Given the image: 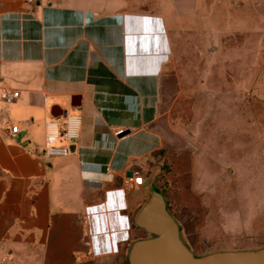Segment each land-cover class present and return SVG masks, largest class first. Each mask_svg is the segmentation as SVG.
<instances>
[{"label": "crops", "instance_id": "crops-1", "mask_svg": "<svg viewBox=\"0 0 264 264\" xmlns=\"http://www.w3.org/2000/svg\"><path fill=\"white\" fill-rule=\"evenodd\" d=\"M199 5L0 0V92L19 90L11 102L0 97V264H124L139 236L135 214L160 189L169 23ZM68 114L80 118L72 139L62 130ZM48 119L59 131L50 139ZM120 127L128 132L115 134ZM48 144L68 151L47 155ZM134 173L141 183L125 180Z\"/></svg>", "mask_w": 264, "mask_h": 264}, {"label": "rangeland", "instance_id": "rangeland-1", "mask_svg": "<svg viewBox=\"0 0 264 264\" xmlns=\"http://www.w3.org/2000/svg\"><path fill=\"white\" fill-rule=\"evenodd\" d=\"M169 34L153 182L195 253L263 245L264 0H200Z\"/></svg>", "mask_w": 264, "mask_h": 264}, {"label": "water", "instance_id": "water-1", "mask_svg": "<svg viewBox=\"0 0 264 264\" xmlns=\"http://www.w3.org/2000/svg\"><path fill=\"white\" fill-rule=\"evenodd\" d=\"M52 113L65 114L66 110L56 112L52 109ZM126 132L128 129L119 134ZM130 173L128 170L127 174ZM134 223L148 235L133 238L128 242L125 251L128 264H264V244L195 253L185 241L179 221L167 209L163 193L155 186L138 208ZM81 264L103 263L88 261Z\"/></svg>", "mask_w": 264, "mask_h": 264}, {"label": "built area", "instance_id": "built-area-1", "mask_svg": "<svg viewBox=\"0 0 264 264\" xmlns=\"http://www.w3.org/2000/svg\"><path fill=\"white\" fill-rule=\"evenodd\" d=\"M28 2L34 3L36 0H27ZM19 95V90L14 88H4L0 92V97L5 102H11L13 101L17 96ZM79 116L77 115H67V118L65 120V125L63 127V134L69 138H75L78 134L79 130ZM47 138H53L56 137L58 134V130L55 127V122L52 119L47 120ZM17 130V124H11L9 126V132L10 134H13ZM124 130L123 127H120L114 131L115 134H118ZM68 151V147L64 145H54V144H48L44 147L43 152L47 155H55V154H63ZM142 175L140 173H134L132 175H126L125 180L131 181L133 183H141L142 182Z\"/></svg>", "mask_w": 264, "mask_h": 264}, {"label": "trees", "instance_id": "trees-1", "mask_svg": "<svg viewBox=\"0 0 264 264\" xmlns=\"http://www.w3.org/2000/svg\"><path fill=\"white\" fill-rule=\"evenodd\" d=\"M161 190V189H160ZM161 192H162V190H161ZM163 193V192H162ZM164 195V194H163ZM166 200V199H165ZM166 207H167V209L169 210L170 209V207H169V205L167 204V202H166ZM170 211V210H169ZM171 212V211H170ZM172 213V212H171Z\"/></svg>", "mask_w": 264, "mask_h": 264}, {"label": "flooded vegetation", "instance_id": "flooded-vegetation-1", "mask_svg": "<svg viewBox=\"0 0 264 264\" xmlns=\"http://www.w3.org/2000/svg\"><path fill=\"white\" fill-rule=\"evenodd\" d=\"M125 259H126V263L125 264H128V260H127V257H126V253H125Z\"/></svg>", "mask_w": 264, "mask_h": 264}]
</instances>
